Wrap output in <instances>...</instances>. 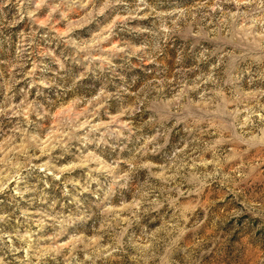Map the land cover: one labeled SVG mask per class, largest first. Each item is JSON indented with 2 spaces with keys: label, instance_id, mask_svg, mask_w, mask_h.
<instances>
[{
  "label": "clouds",
  "instance_id": "obj_1",
  "mask_svg": "<svg viewBox=\"0 0 264 264\" xmlns=\"http://www.w3.org/2000/svg\"><path fill=\"white\" fill-rule=\"evenodd\" d=\"M0 264H264V0H0Z\"/></svg>",
  "mask_w": 264,
  "mask_h": 264
}]
</instances>
